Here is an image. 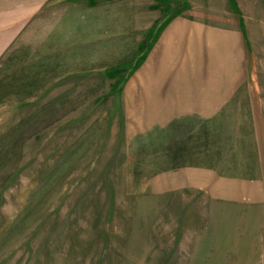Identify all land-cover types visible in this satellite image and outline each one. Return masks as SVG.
Instances as JSON below:
<instances>
[{
    "label": "rangeland",
    "instance_id": "1",
    "mask_svg": "<svg viewBox=\"0 0 264 264\" xmlns=\"http://www.w3.org/2000/svg\"><path fill=\"white\" fill-rule=\"evenodd\" d=\"M178 20L241 37L213 117L146 107ZM0 264H264V0H0Z\"/></svg>",
    "mask_w": 264,
    "mask_h": 264
},
{
    "label": "crops",
    "instance_id": "2",
    "mask_svg": "<svg viewBox=\"0 0 264 264\" xmlns=\"http://www.w3.org/2000/svg\"><path fill=\"white\" fill-rule=\"evenodd\" d=\"M150 52L144 69L146 107L156 115L162 112L164 118L183 112L213 117L226 108L243 81L241 37L225 30L178 20Z\"/></svg>",
    "mask_w": 264,
    "mask_h": 264
}]
</instances>
